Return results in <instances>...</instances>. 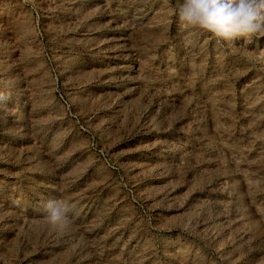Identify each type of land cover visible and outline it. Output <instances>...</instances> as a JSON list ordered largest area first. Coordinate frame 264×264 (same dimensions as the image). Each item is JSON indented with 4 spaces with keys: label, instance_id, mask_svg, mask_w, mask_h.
<instances>
[{
    "label": "rangeland",
    "instance_id": "1",
    "mask_svg": "<svg viewBox=\"0 0 264 264\" xmlns=\"http://www.w3.org/2000/svg\"><path fill=\"white\" fill-rule=\"evenodd\" d=\"M181 3L0 0V264H264V38Z\"/></svg>",
    "mask_w": 264,
    "mask_h": 264
},
{
    "label": "clouds",
    "instance_id": "2",
    "mask_svg": "<svg viewBox=\"0 0 264 264\" xmlns=\"http://www.w3.org/2000/svg\"><path fill=\"white\" fill-rule=\"evenodd\" d=\"M177 15L181 29L210 33L218 43L264 38V0H182ZM10 96V92L0 91V111H6ZM45 211V219L53 231L60 234L71 231L70 203L49 200Z\"/></svg>",
    "mask_w": 264,
    "mask_h": 264
}]
</instances>
